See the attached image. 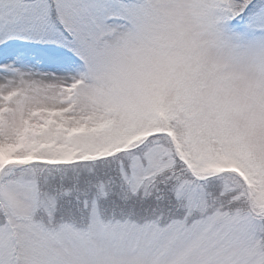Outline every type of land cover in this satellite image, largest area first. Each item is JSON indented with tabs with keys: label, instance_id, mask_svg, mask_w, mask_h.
<instances>
[{
	"label": "snow or ice",
	"instance_id": "obj_1",
	"mask_svg": "<svg viewBox=\"0 0 264 264\" xmlns=\"http://www.w3.org/2000/svg\"><path fill=\"white\" fill-rule=\"evenodd\" d=\"M264 51V0H191ZM161 0H0V264H264V95L147 67Z\"/></svg>",
	"mask_w": 264,
	"mask_h": 264
},
{
	"label": "clouds",
	"instance_id": "obj_2",
	"mask_svg": "<svg viewBox=\"0 0 264 264\" xmlns=\"http://www.w3.org/2000/svg\"><path fill=\"white\" fill-rule=\"evenodd\" d=\"M190 2L161 0L167 7L148 21V70L197 76L207 88L240 103L264 95V51L226 44L191 7H176Z\"/></svg>",
	"mask_w": 264,
	"mask_h": 264
}]
</instances>
